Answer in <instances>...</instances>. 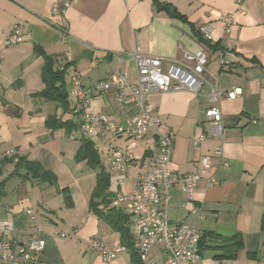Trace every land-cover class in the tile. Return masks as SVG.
<instances>
[{"label":"crops","instance_id":"1","mask_svg":"<svg viewBox=\"0 0 264 264\" xmlns=\"http://www.w3.org/2000/svg\"><path fill=\"white\" fill-rule=\"evenodd\" d=\"M165 4L184 19L161 10ZM55 6L62 10L54 13ZM226 15H232L236 25L223 38L218 32L222 38L219 45H210L197 34L203 24L219 27L221 17ZM18 27L24 42L3 49L0 63V150L17 151L0 167V221L14 223L11 240L28 245L30 237L39 232L45 242L41 264H132L133 253L128 248L111 263H104L89 248L91 238L110 246L121 245L120 227L127 229L133 240L134 229L124 205L117 208L119 216L112 223L90 207L100 170L87 160H77L84 139L74 114L70 76L76 70L84 86L93 87L116 71L120 56L128 57L136 50L146 57L164 59L167 67L169 61L182 59V45L210 59V82H217L226 91L237 89L240 95L216 103L223 111L224 133L220 140L212 136L204 115L212 105L209 86L199 97L180 92L150 98L157 107L156 118L176 135L172 155L176 172L198 173L201 158L211 155L213 172L222 181L221 186L210 187L202 180L186 209L181 207L186 195L174 187L170 224H187L202 233L196 264H264V0H243L241 6L236 0H0V45ZM227 41L232 42L237 56L230 70H221L216 47ZM36 47L53 58L56 69L67 68L68 107L62 108L42 95L45 60ZM125 66L131 69L132 63L127 61ZM115 92L113 88L97 96L91 112L120 124L136 110L119 106ZM50 116L66 125L48 127ZM199 133L206 139L196 143ZM91 141L109 176L108 192L113 196L118 191L129 193L133 178L152 171L159 155L154 129L137 141L105 136ZM219 146L223 147L228 167L214 156ZM115 147H130L134 155L131 178H126L123 185L118 183L121 175L111 170ZM27 161L51 172L54 183L35 178ZM98 206L106 214L114 208L112 203L109 207ZM29 210L35 211V220L27 215ZM237 236L243 247L234 258H221L233 244L226 241ZM150 255L158 262L164 259L160 247L153 248Z\"/></svg>","mask_w":264,"mask_h":264},{"label":"built area","instance_id":"2","mask_svg":"<svg viewBox=\"0 0 264 264\" xmlns=\"http://www.w3.org/2000/svg\"><path fill=\"white\" fill-rule=\"evenodd\" d=\"M241 6L243 0H236ZM62 8L55 6L54 13ZM235 19L232 15L221 17L219 27L215 24H203L197 32L210 45H219L220 39L230 35ZM67 34L66 29H62ZM218 32L222 38L218 37ZM24 42L21 29L15 28L9 32L0 45V63L4 59L3 49L13 48ZM181 60L169 61L164 66V59L146 57L139 50L128 57L120 56L116 71L108 74L93 87L86 88L78 71L70 76V94L75 100L74 114L79 118L78 128L83 139L92 140L100 136L107 138L126 137L130 141L145 138L154 129L158 137V158L154 162L153 170L149 173L133 178V188L129 193L116 192L112 205L118 208L124 205L132 217L133 243L142 264H196L200 256V242L202 233L187 224L172 226L169 220L171 190L179 187L187 200L181 205L186 209L195 198L198 184L205 180L210 187L221 186L222 181L217 178L212 169L211 155L201 158V170L198 173L180 175L172 166V155L176 135L156 118L157 107L150 102L153 95L188 92L201 96L203 88L210 87L208 100L212 104L205 112V118L211 126L212 136L220 140L224 133L223 111L216 103L223 100H235L240 91L223 90L217 82H210L207 75L210 59L196 55L179 47ZM237 51L231 41L216 47V61L221 70H230L234 65ZM129 61L132 68L125 66ZM131 72L134 78H131ZM115 88V98L119 106H131L136 111L124 122L118 124L108 117L91 112V105L95 98ZM206 136L199 133L196 143L205 141ZM17 155L15 149L0 150V167L3 162L13 159ZM214 156L224 161L223 147L214 151ZM134 165V155L130 147H115L112 150L111 170L121 175L119 185H123L126 178H131L130 169ZM1 207V189H0ZM196 208L193 212L197 213ZM31 220H35L36 213L27 211ZM15 232V225L11 221H0V264H41V257L45 250V242L39 232L34 233L28 245H20L10 239ZM89 248L96 252L104 263L114 261L125 249L122 245H107L91 238ZM155 247H160L164 259L158 262L150 253Z\"/></svg>","mask_w":264,"mask_h":264},{"label":"trees","instance_id":"3","mask_svg":"<svg viewBox=\"0 0 264 264\" xmlns=\"http://www.w3.org/2000/svg\"><path fill=\"white\" fill-rule=\"evenodd\" d=\"M160 9L166 11L171 16L184 19L176 11V9L172 8L171 5L168 4L162 5L160 6ZM197 34L200 36L198 32ZM36 51L38 54L42 55L45 60V64L42 70V80L45 85V90L42 92V95L45 97V99L58 103L62 108L68 107L69 100L67 94V81H66L67 68H64L62 70L56 69L54 67V60L51 56L47 55L44 52V50L40 47H36ZM47 125L48 127L54 129L64 126L66 124L60 122V120L56 116H50L47 120ZM77 160L78 161L87 160L93 168L100 170V173L98 175V184L93 193L90 207L92 210L98 213L99 216L108 218V220L112 223L116 215L119 216L118 214L119 211L117 210L116 207H114L109 209L108 214H106L98 206L100 204H105V207H109L114 199V196L108 192L110 186L109 176L108 174L105 173V171L101 167L99 153L96 150L91 140L84 139V143L77 154ZM26 165L35 178L43 182L54 183L55 178L53 174L51 172L44 170V168L40 164L36 162L27 161ZM69 205L72 204L70 203ZM118 230L123 233V239L121 245L125 248L130 249L133 253L132 264H142L137 252L134 249L133 240L132 238H130L127 229L120 227L118 228ZM262 233L264 236V218L262 221ZM226 242H232L233 244L227 247L228 248L227 250H229L228 253H225L223 256H221V258L232 259L236 256L237 251L241 247H243V241L240 237L237 236Z\"/></svg>","mask_w":264,"mask_h":264}]
</instances>
